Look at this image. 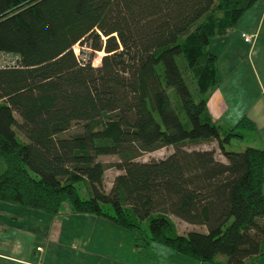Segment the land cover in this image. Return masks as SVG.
Listing matches in <instances>:
<instances>
[{"label": "trees", "instance_id": "obj_1", "mask_svg": "<svg viewBox=\"0 0 264 264\" xmlns=\"http://www.w3.org/2000/svg\"><path fill=\"white\" fill-rule=\"evenodd\" d=\"M255 1L0 0V49L20 56L0 68V201L51 216L68 203L133 232L136 246L201 262L262 254L264 149L226 150L253 124L225 130L206 109L218 85L208 45ZM212 140L224 161L186 147ZM165 146L167 156L137 160ZM108 166L121 173L106 190ZM169 215L206 232L179 234Z\"/></svg>", "mask_w": 264, "mask_h": 264}, {"label": "rangeland", "instance_id": "obj_2", "mask_svg": "<svg viewBox=\"0 0 264 264\" xmlns=\"http://www.w3.org/2000/svg\"><path fill=\"white\" fill-rule=\"evenodd\" d=\"M248 14L249 10L244 13L241 21L235 26V30L240 32L241 29H245L244 25L249 22L246 19L249 16ZM262 31H264V26ZM239 32L232 34V38L238 37V41H233V46H230L231 41L224 39L223 35L216 37L215 40L212 39L209 48L218 56L217 64L221 74V82L226 80L227 70L231 69L235 72V75L231 74L229 78H234L239 85L244 83L249 88L250 98H253L258 91L256 87V75L261 76L263 79V74L260 73L262 69L258 55L261 53L262 59L264 58V42L261 38L262 35H260L257 42L254 40L250 44L243 41L242 33L244 32L241 35ZM249 46L252 47L251 50L253 49V51L248 57L247 52ZM98 55L102 56L103 53L95 54L92 62L94 65L99 64L96 60ZM251 64L254 66L253 69H251ZM187 78L192 85L193 82L189 79L190 76H187ZM167 93L170 99L174 101L176 97L174 90L170 88L167 90ZM77 128L78 126L74 125L65 134H70ZM221 128L226 130L227 126L221 124ZM221 128L220 133L222 131ZM250 140L251 138L249 136H244L243 138L232 137L229 143H224V146L226 150L238 151L252 143ZM186 147L200 149L213 148L216 151L218 159H221L223 156L215 140L197 145L187 144ZM172 149V146H165L151 152H145L137 160L161 159L167 156ZM99 159L106 164L118 161L116 155H103ZM119 173H121L120 170L108 166L104 172L103 180L106 190L110 187L115 175ZM76 188L79 196L86 198L84 186L77 184ZM71 211L70 205L67 203L63 206L61 213ZM80 215L83 216L82 214ZM50 217L51 215L40 210L29 209L18 204L0 201V219L7 222L8 225L7 228L0 227V242L8 240L10 244L22 245V236L31 238L33 234L36 238L35 244H33V252H36L40 256L44 255L47 260L45 262L49 264H180V254L178 252L154 241H148L147 248L145 246H136L134 244L133 232L120 227L116 229L119 231L115 232L114 229H110L113 228V223H111L112 225H108L110 222L107 221L108 223H104V225L97 224V219L93 215L82 217L83 221L88 220L87 222H66L68 224L67 227L62 226L61 230L58 229V226L54 227L52 223L51 225H47L48 222L46 220ZM169 217L179 234H185L192 229L197 231H204L205 229L200 225H191L183 222L173 215H169ZM36 245L41 247L39 248L40 251L36 249ZM7 249L4 246L0 248V251L9 253ZM116 251H119V255L117 258H113L114 252Z\"/></svg>", "mask_w": 264, "mask_h": 264}, {"label": "crops", "instance_id": "obj_3", "mask_svg": "<svg viewBox=\"0 0 264 264\" xmlns=\"http://www.w3.org/2000/svg\"><path fill=\"white\" fill-rule=\"evenodd\" d=\"M247 10H249V14H248L249 16L246 19H248L249 22L246 23V25H244L245 29H241V31L239 32L235 30L234 27L232 30L228 31V33L223 36L224 39H228L231 41L230 46H233L234 40L238 41L237 36L235 38H232V34H236L237 32H239L240 35L242 32L255 33L256 42L260 38V35H262L261 38L262 41L264 42L263 39L264 31H262V28L264 26V0H256L255 3ZM246 11H244V13ZM244 13L242 14L241 18L238 20L236 25L241 21ZM216 37H221V36H216ZM216 37H214L213 40H215ZM251 48H252L251 46L248 47V52H247L248 57L251 55V52L253 51V49L251 50ZM209 50L211 51L210 48ZM215 55L216 57H218L217 54ZM258 59H260V64L262 69L260 73L263 74V79L261 78V76L256 75V83H257L256 87L258 91L253 98H250L251 96L249 94V88H247V86L244 83H241V85H239V83H237L234 78L233 79L229 78L231 74L235 75V72H233V70L228 69L227 75L225 77L226 80H224V82H221V74L217 64L218 85L207 96L206 109L212 121H214L216 124H219L220 126L221 124L226 125L227 128H232L242 118H247L253 124V127L248 124L244 125L243 128L241 129L242 135L241 137L238 138L249 136L251 138L250 142L252 143H250L247 146L264 149V58L262 59L261 53H259ZM253 68L254 66L251 64V69ZM220 160L224 161L225 159L222 156ZM262 191L264 194V170H263ZM80 214L82 213H74L72 211L66 213H60L56 216H51L50 218H47L46 222H48L47 225L49 224L51 225L52 223L54 227L58 226V229L61 230L62 226H65L66 228L68 225L67 223L69 222H87L88 220L83 221L82 217H87V215H92V214H82L83 216H81ZM95 219H97L96 220L97 224L104 225V223L106 224L108 223L107 220L103 219L104 220L103 221L102 218H98L96 216ZM108 225H112V224L110 223ZM7 226H8L7 222L0 219V227L7 228ZM116 227L117 226L113 224V228L110 229H114L115 232L119 231L116 230L119 229V227L118 228ZM201 232H206V229H204V231L201 230ZM22 237H23L22 245L10 244L8 240H4L3 242L2 241L0 242L1 243L0 248H3L5 246L6 248H8L7 252H9L6 253V251L5 252L0 251V261H1L0 264H49L45 262L47 260L45 259L44 255L40 256L36 252H33L34 250L33 244H35V239H36L35 236L32 234L31 238L26 236H25L26 238L24 236ZM39 248L41 247L39 245H36V249L39 250ZM118 255H119V251L114 252L113 258H117ZM224 261L225 258L223 256H219L215 262H201L180 254V264H223ZM244 264H264V252L256 257L247 260Z\"/></svg>", "mask_w": 264, "mask_h": 264}, {"label": "built area", "instance_id": "obj_4", "mask_svg": "<svg viewBox=\"0 0 264 264\" xmlns=\"http://www.w3.org/2000/svg\"><path fill=\"white\" fill-rule=\"evenodd\" d=\"M255 33H242V38L245 42L252 44L255 40ZM84 51H88L86 47H84ZM75 52L79 55L78 48H75ZM79 57L82 60H86V54H80ZM100 56L98 55L96 60L99 61ZM20 63V56L17 53L1 50L0 49V68H10L17 67Z\"/></svg>", "mask_w": 264, "mask_h": 264}]
</instances>
